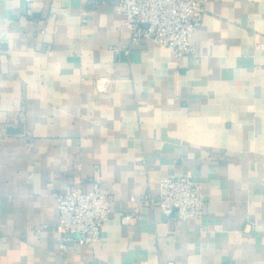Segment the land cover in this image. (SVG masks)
Masks as SVG:
<instances>
[{"label":"crops","instance_id":"crops-1","mask_svg":"<svg viewBox=\"0 0 264 264\" xmlns=\"http://www.w3.org/2000/svg\"><path fill=\"white\" fill-rule=\"evenodd\" d=\"M206 8L178 56L110 3L0 0V264H264V0ZM182 175L202 216L140 199ZM96 178L102 237L64 251L56 194Z\"/></svg>","mask_w":264,"mask_h":264},{"label":"built area","instance_id":"built-area-1","mask_svg":"<svg viewBox=\"0 0 264 264\" xmlns=\"http://www.w3.org/2000/svg\"><path fill=\"white\" fill-rule=\"evenodd\" d=\"M93 5L110 3L124 15V23L131 29L133 43L150 39L168 47L178 56L195 54L197 46L194 33L202 23L208 0H89ZM26 12L33 13L29 2ZM43 22V19H39ZM111 79L99 77L95 87L109 89ZM159 196L150 191L141 196L144 203L159 204L165 214L173 219H187L204 214L205 198L201 186L186 175L162 176ZM58 221L55 227L60 247L68 250V240L80 244H96L102 237L105 224L112 211L111 197L96 178L91 189L68 188L56 194ZM131 213L122 216L124 222ZM47 224L32 228L41 233Z\"/></svg>","mask_w":264,"mask_h":264}]
</instances>
